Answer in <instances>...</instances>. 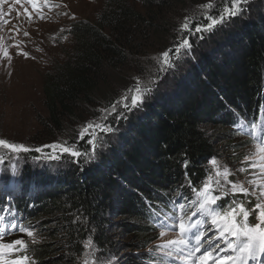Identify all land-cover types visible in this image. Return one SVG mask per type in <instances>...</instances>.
<instances>
[{
    "label": "trees",
    "instance_id": "trees-1",
    "mask_svg": "<svg viewBox=\"0 0 264 264\" xmlns=\"http://www.w3.org/2000/svg\"><path fill=\"white\" fill-rule=\"evenodd\" d=\"M184 1L106 0L94 21L73 25L66 59L44 76L47 115L41 126L48 140L68 130V138L52 142L75 143L76 130L99 115L96 109L119 98L134 76L145 77V65L153 63L146 58L170 47L175 29L192 13H180ZM211 2L218 11L227 4ZM253 2L258 5L252 11L244 6L204 39L193 38L190 55L161 75L143 105L113 121L118 140L106 137L93 162L35 161L49 169L39 172L22 171L20 158L12 161L19 177L11 175L9 162L0 165V194L15 180L13 206L21 222H33L42 235L16 255L35 264H82L83 242L91 237L102 264H154L148 250L159 244L161 229L149 204L169 210L177 193L192 196L181 188L187 180L199 188L212 174V158L242 154L246 144L239 137L246 136L234 125L264 106V0ZM87 139L79 141L80 151L89 149Z\"/></svg>",
    "mask_w": 264,
    "mask_h": 264
},
{
    "label": "snow or ice",
    "instance_id": "snow-or-ice-1",
    "mask_svg": "<svg viewBox=\"0 0 264 264\" xmlns=\"http://www.w3.org/2000/svg\"><path fill=\"white\" fill-rule=\"evenodd\" d=\"M249 0H227L226 6L219 15L213 16L210 10L214 7L212 3H205L197 6L196 10L183 18V21L175 29L176 39L172 45L164 51L155 54L147 60L152 61L151 65H145L146 75L142 79L134 76V83L126 88L121 96L112 101L106 107L96 109L99 113L94 119L87 121L77 131L76 142L69 143L67 140L55 142L31 148L23 143L10 142L0 138V165L9 162L11 175L19 177L16 163L22 153L35 151L41 155L32 157L34 161H61L65 158L69 162L89 164L97 158V152L105 144V138L114 133L117 129L113 126L120 120H126L127 114L141 107L145 99L150 95L158 83L163 73L175 67L178 60L190 55L193 44L192 39H204V34L213 31L218 25L226 20L241 15ZM28 4L23 13L17 11V20L21 16L25 17L28 24L35 20L49 19L48 13L60 7H67L56 0H0V30L2 26L10 23L5 16H10L16 4ZM8 4V12L3 11V5ZM47 10V11H45ZM35 13V15H33ZM68 15L67 12L62 13ZM75 19V14H72ZM206 21V22H205ZM13 33L10 39H14L21 31L25 37L29 32L22 28L20 23L14 24L9 30ZM65 29L61 28L63 33ZM63 39H68L63 36ZM4 38L0 36V61H7L11 65L12 55L10 47L16 48L17 55L29 58L30 54L24 51L20 45L22 41H15L14 44L6 45ZM37 51L43 49L37 48ZM35 59V57H31ZM11 73H9L10 75ZM239 123L234 125L236 131L256 137L255 150L245 156L242 163L248 165L241 167V173L251 170V179L247 181H233L229 177L234 173L227 165H222L216 158L210 160L212 174L206 175L199 188L195 187L191 180H187L186 185L191 192V197H185L181 193L168 202L169 210L159 208V205L149 204L150 214L154 224L160 228V236H165L168 231L178 232L176 239L157 244L154 249H149L148 254L154 257V264H264V121L245 122L238 117ZM88 137L87 144L90 146L87 151H80L77 147L79 141ZM44 149H50L45 152ZM188 161L183 162V167L187 169ZM187 179V173H185ZM245 183L249 186H245ZM16 185L7 187L0 194L7 196V207L0 203V213H11V219L7 215H0V264H35L30 261L27 255H16L27 252L28 242L24 238L15 239L11 242L4 240L5 235L13 232L24 233L30 238L31 243L37 242L34 226L25 225L17 217V211L12 207V200L15 198ZM252 197L251 200L237 201V195ZM231 195L233 199L227 205L219 202ZM79 219V217L77 218ZM250 219L254 223H250ZM5 221H7L5 223ZM82 264H102L96 259L97 249L91 237L83 242ZM15 256V259H8ZM89 257L92 259L90 260ZM112 264V261H108Z\"/></svg>",
    "mask_w": 264,
    "mask_h": 264
},
{
    "label": "rangeland",
    "instance_id": "rangeland-1",
    "mask_svg": "<svg viewBox=\"0 0 264 264\" xmlns=\"http://www.w3.org/2000/svg\"><path fill=\"white\" fill-rule=\"evenodd\" d=\"M203 1L204 0H199V2H197V0H185L184 7L180 8V13L186 14L194 12L197 6L205 3L213 4V2H211L212 0ZM253 1L254 0H249L247 5H245V7H250L251 10L249 9V11H252V7L254 5H258L253 4ZM11 2L12 0H8V3ZM56 2H60V0H56ZM220 3L221 0L219 4ZM62 4L67 7L54 9L52 12L48 13L49 19L35 20L31 24L26 22L25 17L21 16L20 19L17 20L16 16L17 11L23 13L24 8H28L30 12L33 11L31 6L26 3L23 5L16 4L11 15L5 16V19L9 20L10 23L2 26V30H0V36L4 38L3 42L6 45H11L14 44L15 41H22L23 43L20 47H22L24 51L29 52L30 56L29 58H25L22 55H17L16 48L10 47L9 52L12 55L11 65L8 66L6 60L0 61V138L7 139L10 142L23 143L26 146H29V144H32L31 146H35V143L37 145L39 144L38 146L36 145V147L55 143L52 141L58 139L59 137L68 138L69 132L67 130V132L60 133L61 136H57L58 138L48 140L46 137L48 135L47 131H44L41 126V122L46 119L47 115L43 94L44 76L57 63H61L66 59L67 52L70 50L73 41V37L70 33L73 29V25L79 23L80 21H94L100 11L103 10L106 0H62ZM224 6H226V4ZM3 11L5 13L8 12V4L3 5ZM64 12H67L68 15H63L62 13ZM72 14H75V19L71 18ZM210 14L213 16L219 15V11L216 6L210 10ZM33 15H35V13H33ZM17 23H20L22 28L29 32V36L25 37L21 31L19 34L15 35L14 39L9 38L13 35V33L9 30ZM61 28L65 29L63 33L60 32ZM63 36H67L68 39H63ZM158 38L162 40L161 36H158ZM159 44H155V46L157 47ZM37 48L43 49V51H37ZM31 57H35V59ZM143 60L145 59H141L140 62H144ZM133 68H140V65L137 66L133 64ZM9 73L11 74L9 75ZM110 136L113 141L118 140L117 131L112 133ZM239 138L244 141V144H246L242 154L236 155L238 154L236 153L230 157L222 156L220 159H216L222 165H227V167L232 170L234 174L229 177L230 180L247 181L252 178L250 175L251 170L244 173H241L238 170L241 167H248V165L246 163H242V161L245 156L255 150L254 146L256 142L250 139L248 140L246 137L240 136ZM33 140L35 143L32 142ZM44 151L50 152L51 150L44 149ZM39 155L41 154L39 153ZM241 157H243L242 160H240ZM20 158L22 160L21 164H23L22 171H26L28 167L30 168V171L35 170L42 172L44 170H49L48 167H38L35 161H31V152L26 154L22 153ZM245 186L247 187L249 185L245 183ZM235 198L237 201L253 199V204L246 205L248 207H251L255 203V200L252 197L246 198L238 194ZM250 221L254 220L250 219ZM22 222L25 223V220L23 219ZM29 224L34 226L36 239L37 242H39L40 239H42V235L37 228L39 229L40 227H36L33 222H29ZM18 234L19 233L12 234L4 240L6 241L11 238L13 240L20 239L17 238ZM22 234L24 235L22 238H24L28 244L31 243L30 238H28L24 233ZM177 236L176 232L168 231L165 236L160 237L158 243L161 244L165 241L176 239ZM10 241L8 240L6 242ZM8 259H12L11 256H9ZM89 259L91 260L92 258L89 257Z\"/></svg>",
    "mask_w": 264,
    "mask_h": 264
}]
</instances>
